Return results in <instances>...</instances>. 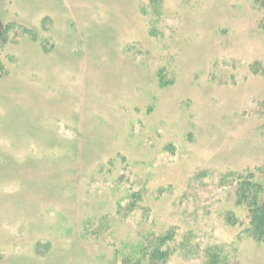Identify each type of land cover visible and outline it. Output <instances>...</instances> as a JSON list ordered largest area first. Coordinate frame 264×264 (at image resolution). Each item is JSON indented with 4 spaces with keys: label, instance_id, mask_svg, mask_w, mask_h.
Instances as JSON below:
<instances>
[{
    "label": "rangeland",
    "instance_id": "rangeland-1",
    "mask_svg": "<svg viewBox=\"0 0 264 264\" xmlns=\"http://www.w3.org/2000/svg\"><path fill=\"white\" fill-rule=\"evenodd\" d=\"M263 17L0 0V264H122L166 234L161 264H264L234 197L264 183Z\"/></svg>",
    "mask_w": 264,
    "mask_h": 264
},
{
    "label": "trees",
    "instance_id": "trees-1",
    "mask_svg": "<svg viewBox=\"0 0 264 264\" xmlns=\"http://www.w3.org/2000/svg\"><path fill=\"white\" fill-rule=\"evenodd\" d=\"M259 2L264 9V0H259ZM261 26L264 28V17ZM235 180V204L244 207L247 211L248 228L246 232L254 241L264 243V183L253 182L250 178H243L242 175H238ZM232 220L229 219V221ZM171 239L172 235L166 234L153 239V245L151 242H147L139 246L136 252L131 249L123 257L122 264H161L166 262L169 253L162 248Z\"/></svg>",
    "mask_w": 264,
    "mask_h": 264
}]
</instances>
